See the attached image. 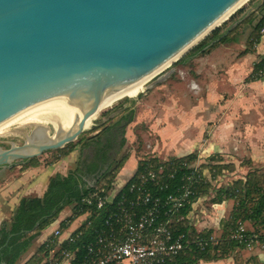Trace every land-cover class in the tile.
Instances as JSON below:
<instances>
[{
  "label": "water",
  "instance_id": "1",
  "mask_svg": "<svg viewBox=\"0 0 264 264\" xmlns=\"http://www.w3.org/2000/svg\"><path fill=\"white\" fill-rule=\"evenodd\" d=\"M245 1L0 0V128L38 109L73 120L52 134L35 124L0 147V168L75 141L108 99L177 61Z\"/></svg>",
  "mask_w": 264,
  "mask_h": 264
},
{
  "label": "crops",
  "instance_id": "2",
  "mask_svg": "<svg viewBox=\"0 0 264 264\" xmlns=\"http://www.w3.org/2000/svg\"><path fill=\"white\" fill-rule=\"evenodd\" d=\"M251 33L252 27L247 24L244 31L241 29L238 38H234L230 42L219 43L204 55L194 58L195 66L193 72L189 73L192 76L191 84L181 86L182 88L177 92L175 88L174 91L168 89L167 104H161L167 110H164V113L162 111V116L158 117V120L155 117L152 122H149L148 127L155 135L158 144L164 143L168 147L174 146L173 152L171 151L174 157H184L190 153L197 154V146L193 147L195 144L210 142L205 136L206 128L211 125V122L207 120V112L210 109L215 110L218 117L215 125L216 133L212 136L216 143L228 141L224 139L218 129L229 126H232L230 132L232 135L229 138L233 141L235 139L239 141L235 126L236 123H239L237 119L240 118L243 119L244 123L237 126H245L247 129L259 127L257 133H253L251 130V134L247 137L248 141L255 144L261 141L264 143V136L260 134V131L264 130V76L256 80H247L253 71L254 63L259 56H264V34L259 35L258 41L252 49H249L247 41ZM182 65L187 66L186 63ZM193 93L195 96L191 100L190 95ZM143 103L145 102L141 101V104ZM139 105H135L137 113L129 125H136V121H140L141 111L139 110L141 107ZM201 109H204L205 113ZM236 111L241 112V117L236 116ZM158 121L160 122L157 123ZM185 128L191 129L186 131ZM191 130L192 133H190ZM204 148L207 147L202 146L200 148L199 156L206 152L207 149ZM221 151L223 150L219 149L214 152L224 160L225 154ZM47 153L45 152V155ZM248 155L252 165L259 163L264 165V147L259 146V149L252 147V152H249ZM132 157L134 160H130ZM60 161L62 160L48 164L41 163L39 159L40 163L36 166H27L18 162L15 169V165L0 168V225L10 218L22 197L42 196L51 176L56 173L65 175L68 172V169L66 173L60 170L64 165H58ZM139 162V158L137 159L133 153L129 155L118 170V176H116L113 185L121 186L130 180L135 175ZM203 170L206 171V168ZM223 171L224 169L221 172ZM237 178L240 176L233 178V180ZM216 187L218 188L220 185L217 184ZM233 205L232 199H224L219 203L211 202L210 206L213 210L206 211L203 209L204 218L200 220L196 219L191 211L190 222L192 227L197 231L211 230L212 234L221 232L222 222L228 218ZM72 213L73 209L70 206L64 207L55 220L40 231L27 252L16 264H34L41 260L44 253L39 248L47 238L51 237L57 227L64 229L61 238L77 228L83 217H75L64 227L60 225L61 221L70 217ZM241 227L252 228L249 222H243ZM201 264H264V243H257L251 248L236 250L227 258L202 262Z\"/></svg>",
  "mask_w": 264,
  "mask_h": 264
},
{
  "label": "trees",
  "instance_id": "3",
  "mask_svg": "<svg viewBox=\"0 0 264 264\" xmlns=\"http://www.w3.org/2000/svg\"><path fill=\"white\" fill-rule=\"evenodd\" d=\"M250 1L252 6L259 2L258 0ZM244 11V8L237 10V12L242 13V15ZM238 18L233 20L222 31H219L218 28L213 30L209 36H206V38L201 40L189 52L180 57L178 59L179 63L185 64L189 58L194 57L197 54L206 53L209 49L215 47L219 43L232 41L234 39V34L238 32L237 29L240 24L232 29H230V26L233 22L238 20ZM241 23L251 25L252 33H255V38L258 41L259 30L264 27V1L258 4L256 10L251 12ZM263 65L264 56H259L254 63L253 71L247 80H256L262 77L257 75V71ZM132 113L133 109H128L127 114L121 115L117 122H115L116 124L113 125H117L122 121H128L129 123L133 120ZM113 125L106 126L102 130V133L105 129H108ZM122 133H124V131ZM100 135V132H97L87 140L81 142V145L99 143ZM122 142L123 140H121L119 145L122 144ZM66 145H70V143H67ZM60 149L61 148L55 149V151H59ZM99 149L100 148H98V150ZM195 157L196 154L190 153L184 157L173 156L169 158L167 162H159L156 159H151L150 161L155 164L156 168H162V173L164 174L157 186H151L152 194L164 199L169 194H178L184 187H189L191 190L189 201L191 203L194 202L209 186V183H204L202 180L196 182L198 174L194 173V169L189 166L190 161H193ZM127 158L128 155H125L118 161L114 160L112 163L114 166L112 167L111 165L110 168L103 171L97 182L101 178L109 175L112 171L119 170ZM101 159L102 161L107 159L105 151L102 153ZM145 161V159L140 160L135 175L142 169ZM248 161L246 175L233 180L227 186L218 187L215 197L211 200V202L214 203H219L224 199H232L234 201L233 209L228 218L222 222L221 233L218 235L221 243L219 245L208 243L204 248H200L196 246V244L190 243L188 247L177 254L173 259L168 260L163 264H201L202 262L224 259L236 250L245 249L246 244L244 240L250 238L252 235H255L257 243H264V170L252 167L249 159ZM19 162L27 166H36L39 164L37 157L21 160ZM184 163L186 164L184 165ZM96 168L97 164H93L89 165L86 169L89 173H93ZM209 168L215 169V172L213 173L210 171L212 175H214V173L218 174L224 169V167L220 165ZM85 172L86 171H84L82 167L77 165L76 168L68 170L65 175L56 173L49 178L47 188L42 196H28L20 199L10 218L0 225V264H16L19 262L29 249L35 237L40 234V231L43 228L55 220L64 207L71 206L73 213L70 217L61 221V227H64L66 222L71 221L78 215V204L81 197L92 188L88 186V183L85 180H83ZM135 175L128 180V182L132 181ZM192 177H194V181L190 182V178ZM190 210L191 204L189 203L181 208L178 214L186 215ZM243 222H249L252 228L245 229L242 227L243 235L241 240L230 238V234L241 227ZM188 231L197 234L199 237H209L213 235L211 230L196 231L192 225H188L184 220L175 222V233H187ZM85 239L86 237L83 236L76 244L69 245L68 247L70 250L74 251L77 248L76 246H78L77 253H81L82 244ZM39 250L45 253V241L41 244ZM43 255L44 254H42L41 258ZM72 264L74 263L72 262Z\"/></svg>",
  "mask_w": 264,
  "mask_h": 264
},
{
  "label": "built area",
  "instance_id": "4",
  "mask_svg": "<svg viewBox=\"0 0 264 264\" xmlns=\"http://www.w3.org/2000/svg\"><path fill=\"white\" fill-rule=\"evenodd\" d=\"M259 33L264 34V27ZM257 75L264 76V65ZM162 176V168L146 160L128 183L94 185L79 201L76 218L83 217L79 226L64 238V229L57 227L45 240L43 257L34 264H163L190 243L200 248L208 243L219 245L218 236L199 237L190 231L175 233V222L189 220L192 210L186 215L178 212L189 203L192 208L194 202L189 201V187L164 199L153 195L151 186H157ZM186 223L191 225L190 220ZM242 232L239 227L230 238L241 240ZM83 236L86 239L81 253H77L78 246L70 250L68 246ZM255 238L252 235L244 240L246 248L257 244Z\"/></svg>",
  "mask_w": 264,
  "mask_h": 264
},
{
  "label": "rangeland",
  "instance_id": "5",
  "mask_svg": "<svg viewBox=\"0 0 264 264\" xmlns=\"http://www.w3.org/2000/svg\"><path fill=\"white\" fill-rule=\"evenodd\" d=\"M251 4L252 3L250 0H247L243 4H241L233 14H231L225 21L219 24V26L217 27L219 31H222L233 20L242 16V13L237 12L238 9L244 8V14L252 6ZM246 27L247 24L245 23L240 25L237 29L238 32L234 34L233 37L235 39L238 38L241 33V29L244 31ZM211 33H209L207 36H209ZM259 35L263 34L259 33ZM256 42L257 39L255 38V33H251L247 41L248 48L252 49L253 45ZM201 55H204V53L197 54L194 57L189 58L186 62V67L180 64L178 60L169 64L159 73L150 77L146 82L139 86L136 94L133 97L124 96L118 100H115L114 102L106 104V107L102 109L100 113L95 115L91 123L83 130L81 135L75 141L70 143V145L61 147L60 150L63 152H61L60 150V152L55 150L47 151V155L43 153L42 155L37 157L38 163H40L39 159L41 160V163L48 164L57 160H62L58 163V165L64 164L60 170H63L65 173L67 169L70 170L76 168V166L79 164L78 162L84 150L81 142L87 140L97 132H100V134H102V130L106 126L116 124L115 122H117L118 118L121 115L127 114L128 109H133L132 114L133 117H135V114L137 113V107L135 106L136 104H140L139 106L141 107V109L139 110L141 111V115L139 117L140 121L135 120L136 125H129L128 123L127 125L121 127V136L119 139V143L121 142V140H123V142L119 145L120 147L117 150L115 161L120 160L125 155L129 156L133 153L137 157V159L139 158V160L156 159L159 162H167L169 158L173 157L172 150L174 149V146L172 145V147H168L164 143L158 144L156 142L155 135L148 127L150 124L149 122H152L155 117L156 120H158L157 118L162 116V111L164 113V110H167V108L161 104H167L168 89L174 91L175 88V91L177 92L182 88L181 86L191 84L192 76L189 73L193 72L195 66V62L193 61V59H196ZM194 96V93L190 95L191 100H193ZM141 101L145 103L141 104ZM201 110L205 113L204 109ZM236 116H238V118L241 117V112L236 111ZM207 120L211 122V125L210 127L206 128L205 136L208 137L210 142L195 144L193 147L197 146L196 152L198 155L196 154L194 160L190 161L189 163L190 167L194 169V173L198 174L196 177V182H200L202 180L204 183H209L208 185L210 186H208V188L199 195V197L194 201L193 207L191 208L192 214L196 219L199 220L204 218V213L202 212L203 209L206 211L213 210V208L210 206V203L212 198H214L216 195L217 184H219L220 186H226L228 183H231L233 178L237 176L243 177L244 175H246L245 172L248 170L247 162L249 163L248 153L252 152V147H255L257 149H259V146L264 147V143H262V141L256 144L248 141L247 137H249V134H251V130L253 131V133H257L259 127L255 126L247 129V127L245 126H237L243 125L244 121L242 118L237 119L239 123H236L237 125L235 126V129L238 131L236 135L238 136L239 141L236 139L233 141V139L229 138V136L232 135L230 133L232 130V126H229L223 128L220 127L218 129L220 131V134L224 136V139H227L228 141H225L224 143H216L214 141L215 138L212 137L216 133L215 125L218 121L215 110L210 109V111L207 112ZM31 122L32 121L27 119H19L3 126V128L0 129V147L7 148L11 145V143L21 144L26 139V136L30 134L35 124H43L48 126L50 128V134L54 132V129L50 123ZM159 122L160 121H158L157 123ZM121 123H123V121ZM185 129L186 131H188L191 128ZM123 131L124 133H122ZM260 132V134L264 136V130H261ZM190 133H192V130ZM202 146H206L207 148L204 149L207 150L206 152L201 153L202 155L199 156L201 150L200 148ZM219 149L223 150L221 151V153L225 154V161L221 157H219V155L215 154L214 151ZM130 160H134V158L132 157ZM18 162L13 164L15 165L14 169ZM262 164L263 163H259L256 165L251 164V166L254 168H259L260 170H264V165ZM216 165L223 166L224 171L218 174L214 173V175H212V173L215 172V169H210L209 167H214ZM113 166L114 165H112V167ZM204 168H206V171L203 170ZM233 169L234 171H232ZM117 173L118 170L112 171L106 177L101 178L95 185L106 183L111 186L112 183L116 180V176H118ZM190 179V182L194 181V177ZM189 220H187L186 222H188ZM192 221L194 220L192 219ZM220 233L221 232L218 231L217 234H213V236H218Z\"/></svg>",
  "mask_w": 264,
  "mask_h": 264
},
{
  "label": "flooded vegetation",
  "instance_id": "6",
  "mask_svg": "<svg viewBox=\"0 0 264 264\" xmlns=\"http://www.w3.org/2000/svg\"><path fill=\"white\" fill-rule=\"evenodd\" d=\"M122 124L123 123H119L117 125L111 126L108 129H105L99 136V143H90L82 146L84 150L82 149L83 153L78 162V166L82 167L84 171H86L85 175L83 176V180H85L87 183L88 181L92 180L94 175L97 173H101L110 168L116 159L117 150L120 147L119 139L121 136ZM98 148L100 149L98 150ZM104 151L105 155H107V159L102 161L101 157ZM93 164H97V168L93 173H89L86 168Z\"/></svg>",
  "mask_w": 264,
  "mask_h": 264
},
{
  "label": "bare ground",
  "instance_id": "7",
  "mask_svg": "<svg viewBox=\"0 0 264 264\" xmlns=\"http://www.w3.org/2000/svg\"><path fill=\"white\" fill-rule=\"evenodd\" d=\"M147 80L148 79H144V80L140 81L139 83H137L136 85L132 86L131 88L119 93L116 96L111 97L110 99H108L105 102V105L108 104V103L114 102L115 100H118V99H120V98H122L124 96L133 97L136 94L137 89L139 88V86H141ZM95 115H93L92 117L89 118V120L86 123V127L94 119ZM21 119L30 120V121H32L31 123H33V122L50 123L54 127L56 126L57 121L61 122L65 127L70 126L71 121H73V120H66V119H64L62 117H59V116L51 113L50 111L44 110V109L34 110L31 113L27 114L26 116L22 117ZM1 128H3V127H1Z\"/></svg>",
  "mask_w": 264,
  "mask_h": 264
}]
</instances>
